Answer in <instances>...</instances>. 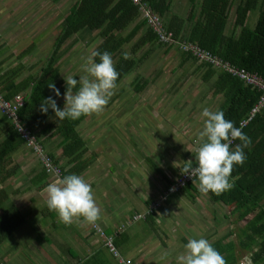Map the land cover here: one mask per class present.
I'll return each mask as SVG.
<instances>
[{
	"label": "trees",
	"instance_id": "16d2710c",
	"mask_svg": "<svg viewBox=\"0 0 264 264\" xmlns=\"http://www.w3.org/2000/svg\"><path fill=\"white\" fill-rule=\"evenodd\" d=\"M141 3L159 18V30L147 24L139 4L133 0H75L61 21L60 29L56 27L58 31L48 48L49 53L39 74L29 75L15 84L17 71H12L9 81L12 86L9 83L0 85V94L4 99L12 100L16 97L14 95L24 89L28 90L23 97V105L17 110L19 121L22 126L30 130L35 142L43 147L52 165L57 167L60 173L56 175L46 170L37 153L27 146V140L12 119L1 113L0 134L5 133L6 137L0 142V164L3 165L12 152L24 145L38 158L42 167V176L62 177L68 173L80 175L87 170L95 154L89 153L86 141L77 127L88 115L81 116L78 120H59L55 117L51 123L62 137L61 153L67 157L65 165L58 163L57 157L47 150L44 141L33 131L38 123L53 113L52 109H48L47 113L40 110L42 101L49 96L55 100L64 96L67 85L60 75L58 63L76 41L90 36L88 33L97 32L99 40L93 49L107 50L111 53L116 70L119 72L117 84L142 62L151 59L155 54L152 53L153 48L165 47V55L168 52L170 58L174 55L180 58L178 62H174L173 68L170 67L173 74L180 71L179 69L184 72L187 62L191 61L198 63V69H204L201 74L203 83L214 78L211 92L214 96L223 98L218 110H222L226 119L232 120L235 126L240 127L250 137L251 143L245 149L247 156L245 162L242 165H234L232 169L230 179L233 181V187L220 194L200 192L196 177L177 190L169 191L184 173L179 171L174 177H169L155 160L144 155V162L150 171L160 175L162 187L156 195L146 199L144 212L133 214L132 219L139 218L148 226L154 227L155 220L170 203L172 196L184 195L190 202H194L206 194L211 202L227 206L230 213L236 214L237 220H244L248 214L255 211V214L240 228L237 243L233 240L220 239L210 241L224 257L225 264L238 263L236 246L250 255L242 264H264V108L258 111L246 125H240L241 120L248 116L252 106L259 100L262 92L245 85L224 66L217 67L210 60H205L193 51L195 47L198 53H206L211 58H218L222 65L241 67L264 79V0H188L189 6L185 15H179L171 10L172 0H141ZM231 11L234 13L233 20L230 19ZM250 18L252 21L249 24ZM129 43H131L130 59L126 60L122 57V53L126 51L123 46ZM35 46L36 42L31 43L22 51L20 58L31 52ZM138 53L141 55L136 56ZM154 82L145 76H137L130 82V86L136 93H141ZM49 83H53L60 90L59 97L49 88ZM8 85L11 89L3 93V89L8 88ZM73 91L75 92L76 89ZM62 105L64 106V101ZM150 111L146 112L149 116L156 112L151 111L150 114ZM192 143L194 154L190 160L193 159L195 163V148L198 142L192 141ZM237 143L240 141L234 140L232 147ZM181 154L186 157V154ZM4 195V192H0V204L6 199ZM160 195H165V199L154 207L152 204ZM221 216L225 219L227 217L226 214H222L218 218L214 214L213 220L218 223ZM25 218L24 213H21L15 205L6 208L0 216V246ZM97 227L104 235H113L117 231L113 242L119 251L124 241L118 234L119 229L114 231L107 227ZM92 231L98 233L95 227ZM77 264L88 263L78 260Z\"/></svg>",
	"mask_w": 264,
	"mask_h": 264
},
{
	"label": "crops",
	"instance_id": "0c3cea01",
	"mask_svg": "<svg viewBox=\"0 0 264 264\" xmlns=\"http://www.w3.org/2000/svg\"><path fill=\"white\" fill-rule=\"evenodd\" d=\"M10 5L5 7L0 0L1 86L9 83L10 77H12V71H17V75L14 78L15 84L29 75L39 74L41 66L49 53L48 48L50 46L47 45L46 48L41 47L40 44L45 42L48 33L43 38L40 34L42 30L39 26H36L34 29L31 27L22 29L23 27L20 28V26H16L11 19L13 18L11 15L14 13V9ZM32 32L35 34H32ZM35 36L36 38L39 37V39L34 49L20 58L22 51L31 43H34H30V40H33ZM64 62L66 63V61L60 58L58 66L60 68L61 77L66 79L68 77V70L66 68H69V66L64 68ZM197 64L198 63L188 61L184 68V72L182 69H179L180 71L178 72L180 73V77L178 75L177 80L181 86L190 82V80H188L189 76H195L200 84L203 83L201 74L204 72V69H198ZM213 82L214 78L204 83H208L209 87L212 89ZM174 83L170 82L171 85H174ZM9 85L12 86L10 83ZM9 85L8 88L3 89V93H7V91L11 89ZM178 88H180V86ZM173 90H169V93L176 92H173ZM186 91L187 90H185V92ZM27 93L28 90L24 89L14 96L23 98ZM63 101L64 96L56 100L57 106L63 108ZM167 104H170L169 100ZM174 111L175 113L169 108V111L163 115L159 110L156 111L153 116H155L156 119H160L164 116L166 120V116L168 115L169 118H167V122L170 124L172 131L176 134V125L181 126V121L177 122V114H180L178 113L180 111L176 112V109H174ZM90 116L91 114L78 125L77 128L81 134L82 131L86 130H82L80 127L85 125L86 120H88ZM54 118L55 114L53 112L38 123L33 131L44 141L43 143L47 150L57 157L58 163L60 165H65L67 163V157L61 153L62 137L58 135L55 128L51 126ZM194 119L195 118L192 116H186L184 124L189 128L183 131L184 127L181 128L178 126L179 133H198L200 131L198 127L202 120L198 121ZM86 126L87 125H85V127ZM161 127L162 126L159 128L161 129ZM190 134L187 137L189 143L191 144L192 141L197 143L198 138L192 137L189 139ZM5 137V133L0 134V142ZM180 137L183 138V136ZM83 138L86 141L89 153L93 152L95 154L87 170L80 174L91 184L94 198L101 209V216L93 225L96 224L99 227H107L114 231L119 229L118 234L124 239L119 248V253L123 258L129 259L131 264H160V261L155 263L154 259L155 252L160 250L162 239L160 231L161 225L159 226L160 223L158 222L161 213L159 212L160 214L155 220L156 226L154 225V227H150L146 223L143 224V222L137 223L136 221L140 222L142 220L139 218L132 219V215L135 214V211L144 212L146 199L156 195L162 186L157 189V187L154 186L155 183L152 185V180L148 185L150 189L142 191L141 188L136 186V189L128 184L130 180L134 179L142 185V182L138 179V170L146 175L143 165L140 164V161L144 163V157L139 154L135 157L133 156V152L129 154L126 151L127 148L128 150H132V144H128L129 146L125 144L124 149L127 147L126 150L117 152L118 155H116L115 150L105 145L104 142L96 144V142L91 141L90 138L88 139L84 136ZM162 139L157 146L153 145L154 152L159 159L157 163L167 176L174 177L179 173L182 167V165L178 169L172 167L177 173L171 171V165H173V161L175 162L176 160L177 155L174 153H177V148H175L176 145H174L169 137H163ZM124 142L126 141L122 143L124 144ZM126 143H128V141ZM189 147L193 149V145ZM186 156L187 158L189 157L188 154H186ZM130 164L132 167H125V165L128 166ZM114 166H116V168ZM149 172L151 175L154 174L152 171ZM85 173H88L87 177ZM99 177L101 178V182L104 183L103 187L95 182ZM58 178L57 176L50 175L42 176V167L38 158L24 145H21L12 152L11 155L6 158L3 165L0 164V192H4V197H6L3 203L0 204V216L5 212L8 206L15 205L25 216L26 214H31L30 218L33 217V221H30V223L32 225L37 224V227H41L38 233L39 237L36 235L32 239L31 236L21 235V237L26 240H18L16 236H14V232L9 235L0 246V259L3 264H20V259L24 258L28 260L26 253H30L31 256V260H28L27 264H77L78 260L87 262L88 264H117L114 260L116 258L104 247L102 239L98 234L92 231V224L85 222L82 218L74 220L70 225L64 224L60 222L55 211H50L47 208L45 203L47 199V193L45 191L46 186ZM117 181L120 183V188L117 185ZM123 194L127 197H134L132 202L129 201V199L126 200L127 204H132L131 207H126V205L123 204V200L121 199V195ZM25 219L28 221L27 216ZM42 222L47 224L46 227ZM66 231H71L73 238L69 239L68 235L64 233ZM181 242L185 243V240H181ZM22 244L28 245L25 248ZM157 257H159V254H157ZM165 261L166 264H175V258L172 257H168Z\"/></svg>",
	"mask_w": 264,
	"mask_h": 264
},
{
	"label": "rangeland",
	"instance_id": "374dc122",
	"mask_svg": "<svg viewBox=\"0 0 264 264\" xmlns=\"http://www.w3.org/2000/svg\"><path fill=\"white\" fill-rule=\"evenodd\" d=\"M74 1L75 0H1V3L5 7H8L11 4L10 6L14 9V13L11 15L13 18L11 19L16 26H20V28L23 27L22 29L29 27L34 29L36 26H39L42 30L40 34L43 38L48 33L45 42L40 44L42 48H46L47 45H52L56 32L60 29L59 25L64 16L68 13V8L74 3ZM188 6V0H172L171 10L179 15H185ZM233 16L234 13L231 11V20H233ZM251 21L252 18H250L249 24ZM49 22L50 24L48 25ZM57 26L58 29L56 28ZM96 33L97 32L88 33L90 36H86L84 39L76 41L74 45L71 46L70 51L64 53V56L62 57V60L66 61V63L64 62V68L69 66V68H66L68 70L67 76L76 74L78 79V76L86 74L83 72L81 65L83 59L91 50H93L94 45L99 40ZM32 34L35 33L32 32ZM38 39L39 37L36 38L35 36L33 40H30V43L37 42ZM130 44L131 43L123 46L128 53H130ZM164 48L165 47L153 48L154 51L152 53L155 54L152 58L142 62L130 75L119 82L113 90L114 94L110 98L108 104L104 107V110L100 113L91 114L90 118L86 120L85 125L87 126L85 127V125H83L80 129L86 130L82 131L84 137H87L88 139L90 138L91 141L96 142V144L104 142L105 145H108V147L115 150L116 155H118L117 152L126 150L127 147L124 149L125 144L126 146L132 144V150H128V148L126 150L129 154L133 152V156L135 157L138 154L141 156L147 155L156 162H158L159 159L154 152L153 145L157 146L163 137H169L174 145H176L175 148H177V153H174L177 155L176 160L175 162L173 161V165H171V171L177 173L172 167L178 169L184 164V162H186V160H190L189 158L194 154V149L189 147L190 145L194 146V144H190L187 139L190 133H179L178 126L181 128L184 127L183 131L189 128L184 124L186 116H192L195 118L194 120H202L200 115L202 109L207 107L213 111L218 110L223 98H221V96H214L209 84H200L195 76H189L188 80H190V82L181 86L177 80V76L180 73L173 74L171 72L174 62H178V59L180 58H177V55L170 58L168 52L165 55L164 52L166 50H164ZM140 55L141 54L138 53L136 56ZM137 76H145L155 82L150 83L149 87L141 93H136L130 86V82ZM170 82L175 83L174 85H171ZM179 86L180 88H178ZM169 90L176 92L169 93ZM185 90L187 91L185 92ZM168 100L170 101V104H167ZM169 108L173 110V113H175L174 109H176V112L180 111L178 112L180 114H177V122L181 121V126L176 125V134L172 131L170 124L167 122V118H169L168 115L165 120L164 116L160 119H156L155 116H149L146 113L150 110L152 112L160 110L164 115L169 111ZM151 111L149 112L150 114H152ZM160 126H162L161 129L159 128ZM202 127L203 121L198 127L199 130H201ZM197 134L198 133L196 132L195 134H190L189 139L192 137L198 138ZM180 136H183V138ZM123 141H128V143L124 142L123 144ZM181 153L188 154L189 157H184ZM140 164L143 165L146 173V175H144L138 170V179L142 182V185L134 179L130 180L128 184L133 188H136L137 186L138 188H141L142 191H145L150 189L148 185L153 180L152 185L155 183L154 186L159 189V187L162 186L160 175H151L149 172L150 169L146 163L140 161ZM114 167L116 168V166ZM125 167L132 166L130 164L128 166L125 165ZM85 175L87 177L88 173H85ZM95 182L102 187L104 185V183L101 182L100 177L98 180H95ZM117 185L120 188V183L118 181ZM121 199L126 207H131L132 204H127L126 200L129 199V201L132 202L134 197H127L123 194L121 195ZM134 213L138 212L135 211ZM214 214H216L218 218L222 214H226L227 217L225 219L221 216V219L216 223V221L213 220ZM254 214L255 211L248 214L244 220H237L236 214L230 213L227 206H221L211 202L206 194H204L203 197H199L194 202H190L184 197V195L172 196L170 203L167 205L166 209L161 212L158 219V222L160 223L159 226L161 225L160 231L162 239L160 250L155 252V259H153L155 260V263L160 261V264H166L165 260L162 261L160 259L162 253L168 251L170 253L169 257L175 258L176 254L183 251V245L185 243H182L181 240H183V238L187 240L188 237L199 238L200 236H204L209 242L211 240L220 239L223 241L233 240L237 243V234L240 228H242L246 221ZM26 216L28 221L27 219H24L14 231V236H16L18 240H26L21 237V235L31 236L32 239L38 235L41 229L40 226H38L40 228L37 227V224L32 225L30 223V221H33V217L30 218L31 214H26ZM136 222H143V224H145L143 220ZM42 224L44 223L42 222ZM46 225L47 224H44L45 227ZM64 233L68 235L69 239L73 238L71 231H66ZM22 245L26 248L28 244ZM236 253L238 254L237 264H242V262L245 263L247 257L250 256L247 252L239 250L237 246ZM157 254H159V257H157ZM26 257L29 261L31 260L30 253H26ZM28 260L24 258L20 259V264H27ZM114 260L117 264L120 263L119 260ZM0 264H3L1 259Z\"/></svg>",
	"mask_w": 264,
	"mask_h": 264
},
{
	"label": "clouds",
	"instance_id": "9594fccd",
	"mask_svg": "<svg viewBox=\"0 0 264 264\" xmlns=\"http://www.w3.org/2000/svg\"><path fill=\"white\" fill-rule=\"evenodd\" d=\"M122 57L130 59V54L125 51ZM81 68L85 75H80L77 79L74 74L65 79L67 87L63 108L58 107L56 100L49 96L40 105L42 112L47 113L51 108L59 120H78L81 116L104 110L114 94L119 76L111 53L93 49L83 59ZM48 86L55 96L61 95L53 83ZM200 115L203 127L197 134L199 142L195 148V163L193 159L186 160L180 171L192 178L196 177L200 192L220 194L233 187L230 179L232 169L234 165H242L247 159L245 149L251 140L232 120L225 118L222 110L213 111L204 107ZM234 140H239L240 143L232 147ZM45 191L47 208L55 211L64 224L70 225L81 218L94 224L101 216L91 184L77 173L59 177L49 183ZM169 256L170 253L164 251L160 259L164 261ZM175 264H225V259L204 236L188 237L183 251L175 255Z\"/></svg>",
	"mask_w": 264,
	"mask_h": 264
},
{
	"label": "built area",
	"instance_id": "2783aa9c",
	"mask_svg": "<svg viewBox=\"0 0 264 264\" xmlns=\"http://www.w3.org/2000/svg\"><path fill=\"white\" fill-rule=\"evenodd\" d=\"M136 4H139L140 11L142 12L143 16L147 19V24H150L154 26V28L159 30V18L154 15L151 10L148 7H145L143 3H141V0H133ZM194 53L199 55L200 57L204 58L205 60H210L211 63H213L215 66H224L225 69L232 73L235 77L239 78L245 85L250 86L251 88H255L257 90H260L262 92L261 97L259 100L252 106L248 116L246 118H243L240 122L241 126H244L250 121L254 115L264 108V79L259 76L256 73L249 72L244 68L236 67L234 65H227L221 64V61L213 57L211 58L209 55L202 54L201 52L198 53V49L193 47ZM23 98L20 96H16L12 100H6L3 98V96L0 94V113L5 114L8 116V118L12 119L15 126L19 129V131L22 133V136L27 140V146L33 148V150L37 153L39 156L41 162L43 163V166L46 168V170L49 173H54L58 175L60 173L59 169L52 165L51 159L47 155L46 151L43 149L42 146L37 144L34 140V137L32 136L29 129L25 128L21 125V122L19 121V117L17 115V110L19 107L23 105ZM195 176H193L194 178ZM191 176L187 174H182L180 178L177 179V183L169 188V191H175L181 186H183L187 181H190L193 179ZM165 199V195H160L157 199V201L152 204L154 207H157L163 200ZM93 227L96 228L97 234L102 238V242L104 247L108 250V252L121 264H131V261L129 259L123 258L117 248L114 245L113 239L117 232H115L113 235H104V233L96 226Z\"/></svg>",
	"mask_w": 264,
	"mask_h": 264
}]
</instances>
